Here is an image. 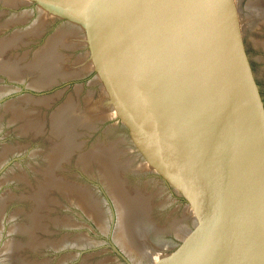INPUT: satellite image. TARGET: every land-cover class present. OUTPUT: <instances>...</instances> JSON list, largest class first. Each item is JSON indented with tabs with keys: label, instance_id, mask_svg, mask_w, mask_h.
Returning a JSON list of instances; mask_svg holds the SVG:
<instances>
[{
	"label": "water",
	"instance_id": "obj_1",
	"mask_svg": "<svg viewBox=\"0 0 264 264\" xmlns=\"http://www.w3.org/2000/svg\"><path fill=\"white\" fill-rule=\"evenodd\" d=\"M260 55L264 0H0V264H264Z\"/></svg>",
	"mask_w": 264,
	"mask_h": 264
},
{
	"label": "flooded vegetation",
	"instance_id": "obj_2",
	"mask_svg": "<svg viewBox=\"0 0 264 264\" xmlns=\"http://www.w3.org/2000/svg\"><path fill=\"white\" fill-rule=\"evenodd\" d=\"M259 57L262 58V57H264V56H263V55H260ZM261 93H262V92H261Z\"/></svg>",
	"mask_w": 264,
	"mask_h": 264
}]
</instances>
